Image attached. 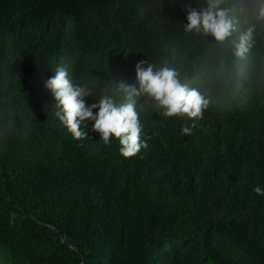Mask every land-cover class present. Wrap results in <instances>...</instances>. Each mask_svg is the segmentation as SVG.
<instances>
[{"label":"trees","instance_id":"trees-1","mask_svg":"<svg viewBox=\"0 0 264 264\" xmlns=\"http://www.w3.org/2000/svg\"><path fill=\"white\" fill-rule=\"evenodd\" d=\"M206 6L0 0V264H264V0H224L237 21L224 42L184 30ZM141 60L199 90L203 118L148 108L147 147L132 157L54 118L43 80L57 64L96 98L133 83Z\"/></svg>","mask_w":264,"mask_h":264},{"label":"clouds","instance_id":"clouds-1","mask_svg":"<svg viewBox=\"0 0 264 264\" xmlns=\"http://www.w3.org/2000/svg\"><path fill=\"white\" fill-rule=\"evenodd\" d=\"M224 0H207V6L188 12L184 30L212 36L224 42L237 30V21L222 7ZM261 15L264 16V10ZM254 29L248 27L235 43V54L243 55L251 46ZM71 62L59 63L54 72L43 80L44 89L54 103L53 116L75 140L83 141L98 133L105 146L113 139L119 142L123 157H132L146 148L144 120L141 113L151 108L165 119L199 120L204 116L208 100L196 88H191L179 73L168 66L157 67L153 63L138 61L134 66V82H121L117 93L101 90L92 98L95 83L90 86L84 78L74 80ZM141 99L150 103L147 108ZM182 133L190 134V127H182ZM257 195L264 196V188H254Z\"/></svg>","mask_w":264,"mask_h":264},{"label":"water","instance_id":"water-1","mask_svg":"<svg viewBox=\"0 0 264 264\" xmlns=\"http://www.w3.org/2000/svg\"><path fill=\"white\" fill-rule=\"evenodd\" d=\"M63 240L66 241V236L65 235H63Z\"/></svg>","mask_w":264,"mask_h":264}]
</instances>
